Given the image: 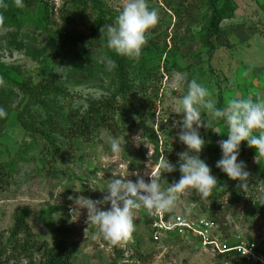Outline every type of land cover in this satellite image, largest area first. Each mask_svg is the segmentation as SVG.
Wrapping results in <instances>:
<instances>
[{"label": "rangeland", "instance_id": "obj_1", "mask_svg": "<svg viewBox=\"0 0 264 264\" xmlns=\"http://www.w3.org/2000/svg\"><path fill=\"white\" fill-rule=\"evenodd\" d=\"M26 1L22 9L10 6L17 15L10 14L11 26H0V67L9 76H0V107L8 113L0 119V161L12 174L10 184L0 188V264H41L46 252L61 243L73 250L72 264H262L248 253L264 256V216L247 214L257 195L238 213L221 214L222 226L200 208L195 190L182 196L173 213H166V220L181 215L196 231H207L223 252L209 242L204 245L192 232L156 235L145 210L136 213L132 237L111 246L87 223L88 210L69 197L103 201L102 190L114 172L135 182L132 173L153 171L168 187L161 162L168 159L178 173V153L187 146L180 143L175 126L183 114L174 109L192 78L209 89L217 107L220 93L223 107L234 98H264V0H229L235 17L222 22L224 35L209 49L201 43L209 0H148L159 12L144 46L152 52L127 58L121 69L111 72L99 63L106 51L99 39L91 38L99 35L93 25L75 28L62 20L64 8L73 2L84 6V1L91 6V0ZM102 1L116 16L124 2ZM3 14L8 15L6 10ZM15 18L21 20L19 26L11 24ZM108 100L124 107L115 114V134L101 128L92 142L71 140L52 125L65 127L67 115H80L92 102ZM217 130L220 134L211 136L209 129H200L205 147H219L224 138ZM114 136L125 146L119 155L109 150ZM257 154L242 142L239 160L255 184ZM258 187L264 191V185ZM100 207L107 210L110 204ZM25 210L29 233L21 231L12 239L17 217Z\"/></svg>", "mask_w": 264, "mask_h": 264}, {"label": "clouds", "instance_id": "obj_2", "mask_svg": "<svg viewBox=\"0 0 264 264\" xmlns=\"http://www.w3.org/2000/svg\"><path fill=\"white\" fill-rule=\"evenodd\" d=\"M10 6L22 9L24 0H0V23L3 22V11ZM159 22V12L151 7L148 0H124L121 10L111 24L102 27V37L106 36V47L116 55L136 59L142 55L147 43V34ZM99 63L105 65L111 72L116 67L115 60L108 56H101ZM175 113L183 114L179 127L178 138L187 150L178 153L180 179L164 187L161 178L153 171H146L143 175L132 173L137 179H127V176L113 173L104 191L103 201L79 196H70L80 208L88 210L87 223L95 226L105 241L111 246H118L129 240L136 229L134 223L136 213L145 210L149 215H163L173 213L181 201L182 196L190 190H195L202 201H208L214 189L219 185L218 178L212 174L208 163L201 158L206 146V140L200 129L219 131L214 127L223 122L227 129V139L219 142L222 152L221 159L216 162V168L225 173L231 180L240 181V188L247 191L250 173L247 165L239 160L241 144L247 141L250 148L257 150L256 161L264 157V98L257 96L253 99L234 98L228 101L226 107H217L211 98L209 89L192 78L186 83V93L179 98ZM8 115L4 107H0V119ZM140 138H135L137 142ZM109 150L113 155H119L125 146L119 137L108 140ZM148 147V146H147ZM150 155V153H149ZM163 173H173L177 170L168 159L162 160ZM120 177V178H116ZM145 177H148L146 180ZM101 204H110L103 210ZM191 209H185L190 214ZM79 213V212H78Z\"/></svg>", "mask_w": 264, "mask_h": 264}, {"label": "trees", "instance_id": "obj_3", "mask_svg": "<svg viewBox=\"0 0 264 264\" xmlns=\"http://www.w3.org/2000/svg\"><path fill=\"white\" fill-rule=\"evenodd\" d=\"M26 4L28 1L24 0ZM10 3V2H9ZM84 6H77L73 2V6L69 9L64 8L62 14V20L70 25L76 27H82V25H93V30L98 31L99 35L92 36V39H99V43L104 46L106 51L105 56L115 60L116 67L121 69V67L127 62V57H121L115 54V52L109 50L106 47V36L102 37L101 29L107 24L114 22L116 15L107 11L103 8L102 0H91V6L88 5L85 1L82 2ZM46 18L51 16V11L45 4ZM18 9V8H17ZM209 18L204 29V34L201 37L202 45L209 49L214 47V40L220 39L224 34L225 29L221 26L222 22L227 19H232L235 17L236 8L229 0L225 1L224 4H221L218 0H209ZM7 17L3 14L4 19L0 26H11L8 25V20H10V14L17 16L15 9L10 7L7 10ZM13 17V18H14ZM95 17V19H94ZM15 22L11 24H17L19 26L21 20L18 18L13 19ZM97 26V27H94ZM21 28V27H18ZM147 44V43H146ZM145 51V52H144ZM152 52L148 46L143 50L147 56ZM4 69L0 67V76L9 78L7 73L3 71ZM120 106L115 101H97L92 102L89 108L85 113L80 115L70 114L66 116L64 121L65 127H59L57 125H52L56 127L55 129L61 134L65 135L71 140H83L85 142H92L95 139V136L98 135V132L101 128H106L110 133H116V124H115V114L119 111ZM218 107L223 108V95L220 93V101ZM121 108V109H122ZM51 123V116H49ZM216 129L220 128L222 130V138L227 139L226 133L227 129L224 123L221 121L214 125ZM209 134L214 135V131L209 129ZM50 141V138H48ZM201 158L204 159L212 169V174L218 178V187L214 189L213 194L209 197L208 201H202L200 197L194 192L195 200L205 211L209 212L213 221L215 223H220L221 214L226 212L238 213L242 204L249 200L252 195L259 196V200L251 205L247 210V214L250 215H259L264 216V191H262L258 186L264 185V159H260L259 163L255 165L254 172L256 174L257 182H261V185L255 184L253 181H248L247 191H243L240 188V181L231 180L225 173L220 169L216 168V162L221 159L222 152L219 147L208 146L205 147L203 152L200 154ZM180 171L178 173H167L166 182L169 184L178 181L181 177ZM12 179L11 171L8 169L6 164L0 161V188L4 189L7 187ZM257 189H260L258 192ZM257 193V194H255ZM228 201L225 202L226 196H228ZM29 214L28 210H25L17 217L15 230L12 233L11 238H17L18 234L21 231L29 233V229L26 223L27 216ZM217 216V217H216ZM222 226V224L220 223ZM29 236L28 239H30ZM20 244V243H19ZM21 246V244L19 245ZM73 250L61 243L55 248L50 249L46 252L41 264H72L73 260Z\"/></svg>", "mask_w": 264, "mask_h": 264}, {"label": "built area", "instance_id": "obj_4", "mask_svg": "<svg viewBox=\"0 0 264 264\" xmlns=\"http://www.w3.org/2000/svg\"><path fill=\"white\" fill-rule=\"evenodd\" d=\"M165 215L166 213L163 215H151L153 218V227L154 229H157L156 235L160 236L162 234L174 231L184 236L186 233L192 232L202 238L204 245H207V242H209L213 245L214 249L223 252L222 250H220V247L217 243L209 239L210 234H208L207 231L204 230L205 233H202L201 231H196V229H193L192 223L184 219V217H182L181 215H177L172 221L166 220ZM208 224L209 223H206L207 226ZM213 226L214 225L212 223L211 227ZM248 253L253 256L250 258L256 259L262 264H264V256H257L256 254H251V252Z\"/></svg>", "mask_w": 264, "mask_h": 264}]
</instances>
